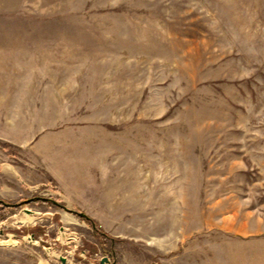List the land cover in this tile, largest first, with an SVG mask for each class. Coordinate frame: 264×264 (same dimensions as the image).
<instances>
[{
    "label": "rangeland",
    "instance_id": "rangeland-1",
    "mask_svg": "<svg viewBox=\"0 0 264 264\" xmlns=\"http://www.w3.org/2000/svg\"><path fill=\"white\" fill-rule=\"evenodd\" d=\"M4 155L0 264H264V0H0Z\"/></svg>",
    "mask_w": 264,
    "mask_h": 264
},
{
    "label": "crops",
    "instance_id": "crops-1",
    "mask_svg": "<svg viewBox=\"0 0 264 264\" xmlns=\"http://www.w3.org/2000/svg\"><path fill=\"white\" fill-rule=\"evenodd\" d=\"M24 133H28V130L24 131ZM18 146L19 149L23 148L26 153V156L29 157H34L36 160L38 158V156H43L45 158L46 162V171L47 173L50 174V172L52 171V169H49L48 166L51 165V163L53 162V153L51 151V145L48 147V149L42 150L40 147L38 148L37 144H21L18 143L16 144ZM21 147V148H20ZM3 153L5 154V151H3ZM4 157L7 158L4 160L0 161V178H19V179H11L9 180L10 182H7L8 185H10L11 183L13 185H18V186H22L23 184L26 185V182L21 179V178H31V173L34 171H30L28 170L29 174L22 172L21 170H25L24 166L21 165H12L8 160L9 157H7L6 155H4ZM48 162V164H47ZM50 164V165H49ZM52 166V165H51ZM37 172V169H35ZM51 170V171H50ZM55 182L58 184V186L60 188H62L64 190V178H54ZM5 183V182H2ZM31 187L33 188H37L38 185L42 184V181H32L31 183Z\"/></svg>",
    "mask_w": 264,
    "mask_h": 264
},
{
    "label": "water",
    "instance_id": "water-1",
    "mask_svg": "<svg viewBox=\"0 0 264 264\" xmlns=\"http://www.w3.org/2000/svg\"><path fill=\"white\" fill-rule=\"evenodd\" d=\"M34 199H36V200H45V199H43V198L36 197V198H29V199H26V200H24V203H25V204H29V203H31ZM0 204H1L2 206H8V205H9V204H6L5 202L1 201V200H0ZM67 211L73 212V213H75V214L78 215V216H84V214H81V213H78V212H74V211H71V210H68V209H67ZM61 261H62V263H64V259H63V258H62ZM104 262L108 263L109 260H108L107 258H102L101 261H100V263H104Z\"/></svg>",
    "mask_w": 264,
    "mask_h": 264
},
{
    "label": "trees",
    "instance_id": "trees-1",
    "mask_svg": "<svg viewBox=\"0 0 264 264\" xmlns=\"http://www.w3.org/2000/svg\"><path fill=\"white\" fill-rule=\"evenodd\" d=\"M38 201H39V200L34 199L31 203H36V202H38ZM46 202H48V200H47V201H43V203H46ZM6 204H7V203H6ZM17 205H22V204H21V203H19V204L17 203L16 206H17ZM16 206H15V205H11V204H9L8 206H4V207L9 208V207H16ZM4 207H3V208H4ZM59 207L64 208L63 205H60ZM82 218L85 219V220H87V221H89V219H88L86 216H82Z\"/></svg>",
    "mask_w": 264,
    "mask_h": 264
}]
</instances>
